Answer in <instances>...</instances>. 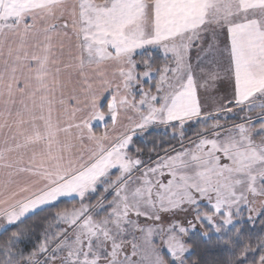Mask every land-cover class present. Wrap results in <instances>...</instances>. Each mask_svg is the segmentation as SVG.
<instances>
[{"label":"snow or ice","instance_id":"6c2138e0","mask_svg":"<svg viewBox=\"0 0 264 264\" xmlns=\"http://www.w3.org/2000/svg\"><path fill=\"white\" fill-rule=\"evenodd\" d=\"M198 240L264 264V0H0V264Z\"/></svg>","mask_w":264,"mask_h":264},{"label":"trees","instance_id":"16d2710c","mask_svg":"<svg viewBox=\"0 0 264 264\" xmlns=\"http://www.w3.org/2000/svg\"><path fill=\"white\" fill-rule=\"evenodd\" d=\"M189 134H191V132H189ZM153 137L156 139H165L166 140V135L162 136L159 133H154ZM153 137H150L149 139H152ZM140 144L142 145L143 142L142 143L140 142ZM148 146L150 147L151 145L148 144ZM36 219H38V218H36ZM30 223H31V221H30ZM208 244H210V243L203 241V240H198V243H197L198 246L203 247L202 248L203 254H206V256H207L204 259L200 258L202 260L203 264H212V262L214 260L218 259L219 255H220L219 251L213 245H208Z\"/></svg>","mask_w":264,"mask_h":264},{"label":"rangeland","instance_id":"374dc122","mask_svg":"<svg viewBox=\"0 0 264 264\" xmlns=\"http://www.w3.org/2000/svg\"><path fill=\"white\" fill-rule=\"evenodd\" d=\"M217 95H219V93L217 94ZM207 102L208 103H211L212 102V97H207ZM168 132H170V130H168ZM168 132H166V130L165 129H163V128H159V129H156L155 131H154V133H159L160 135H162V136H165L166 135V140L169 138L168 137ZM153 133V134H154ZM189 135H191V134H189ZM142 143V142H141ZM172 143H175V141H172ZM141 146H144L143 144L141 145ZM208 245H212L211 243L210 244H208ZM202 246H198L197 245V247L195 248V254H194V256H193V259H197V258H205V257H207L206 256V254H203V250H202Z\"/></svg>","mask_w":264,"mask_h":264},{"label":"crops","instance_id":"0c3cea01","mask_svg":"<svg viewBox=\"0 0 264 264\" xmlns=\"http://www.w3.org/2000/svg\"><path fill=\"white\" fill-rule=\"evenodd\" d=\"M224 91H225V86H221V89H220L219 95L224 94Z\"/></svg>","mask_w":264,"mask_h":264}]
</instances>
